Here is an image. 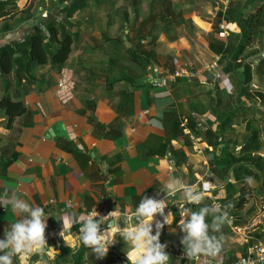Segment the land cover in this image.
<instances>
[{"label": "crops", "instance_id": "0c3cea01", "mask_svg": "<svg viewBox=\"0 0 264 264\" xmlns=\"http://www.w3.org/2000/svg\"><path fill=\"white\" fill-rule=\"evenodd\" d=\"M213 1L150 0L137 16L118 9L120 3L109 10L90 0L83 11L63 18L74 42L62 66L48 62L28 73V50L20 47L14 56L20 64L9 74L0 70V101L9 94L26 107L10 120L0 106V199L15 194L44 208L50 215L46 229L62 228L56 218L64 212L79 215L100 206L134 210L144 196L164 199L161 188L169 180L196 184L203 176L214 188L202 205L189 207L216 203L231 217L222 228V264L245 254L249 245L264 244L263 79L254 75L242 95V84L215 82L209 70L157 82L173 69L192 70L217 55L215 44L229 34L221 24L220 34L214 31ZM23 6L17 1V8L0 18V48L25 43L39 24L35 17H12ZM193 135L203 142L201 151ZM241 195L246 198L239 204ZM52 198L57 202L50 203ZM178 198L167 201L165 215L172 212L176 220L165 225L160 240L168 245L169 264H196L180 258V213L173 203ZM16 219L10 205L0 207V239ZM78 230L79 224L73 225L67 245L48 243L58 251L50 264H128L118 234L103 259L84 247L72 250Z\"/></svg>", "mask_w": 264, "mask_h": 264}, {"label": "clouds", "instance_id": "9594fccd", "mask_svg": "<svg viewBox=\"0 0 264 264\" xmlns=\"http://www.w3.org/2000/svg\"><path fill=\"white\" fill-rule=\"evenodd\" d=\"M152 124L160 126L158 121H152ZM246 179L251 183V178ZM197 180L196 184L179 179L169 180L161 188L166 194L164 199L144 196L134 210L116 207L107 215H101L96 208L79 215L64 212L56 218L62 221L59 236L67 245L66 233L73 225L79 224V235L76 234L71 243L74 251L84 247L90 249L96 259H103L118 234L125 245L123 251L128 264H169L171 256L166 251L168 245L161 243L160 237L165 225L170 226L176 220L172 212L165 215L167 201L179 194L173 203L180 213L178 227L181 232L180 244L183 245L182 257L196 264H222V260L218 259L225 242L222 228L230 225L232 219L216 203L200 206L198 210L189 207L202 205L214 188L213 183L203 176ZM9 205L19 219L4 229V238L0 239V264H33L34 256L38 257L35 264H50L58 255L57 249L48 245L45 235L50 215L45 213L44 208L30 204L15 194L0 199V207L7 209ZM227 207L230 205L224 206L225 209ZM157 214L162 220L156 219ZM102 225L107 227L101 230Z\"/></svg>", "mask_w": 264, "mask_h": 264}, {"label": "trees", "instance_id": "16d2710c", "mask_svg": "<svg viewBox=\"0 0 264 264\" xmlns=\"http://www.w3.org/2000/svg\"><path fill=\"white\" fill-rule=\"evenodd\" d=\"M17 1L19 0H0V18L14 11L17 8ZM52 1L59 7L62 18L67 19L77 12L83 11L90 0ZM133 1L136 2V0ZM223 22L227 24L236 23L239 31H230L227 40L215 44L214 50L217 55H222L221 65L224 72L227 73L229 81L235 83L234 85L242 84L241 88L238 87L242 95L249 91L254 75L260 76L264 83V52L252 51L253 44L264 39V0L256 1L254 8L247 12H244L238 0H231L225 11H219L216 14L214 23L216 33L220 34V24ZM73 42L72 33L52 15L49 22L34 26L25 39V43L15 42L0 48V70L2 73L9 74L15 64H20V59L14 57L20 47L28 50L24 55L28 62V67H26L28 73H31L30 67L45 65L48 62L54 66H62L72 52ZM262 43L264 44V41ZM135 56L140 58L139 55ZM238 72L241 73L238 75L243 78V82L237 81L239 79ZM231 76L236 79L234 82ZM0 106L6 110L10 120L26 111L24 103L20 99L18 101L13 100L9 94L4 95L0 101ZM245 198L246 196L241 195L239 204H242Z\"/></svg>", "mask_w": 264, "mask_h": 264}, {"label": "built area", "instance_id": "2783aa9c", "mask_svg": "<svg viewBox=\"0 0 264 264\" xmlns=\"http://www.w3.org/2000/svg\"><path fill=\"white\" fill-rule=\"evenodd\" d=\"M231 0H217L215 9L217 12L219 11H225L228 4ZM222 26H227V23H222ZM221 59L222 55L218 54L215 55L209 62H205L204 64L197 66L195 69L189 70L186 68H180L175 70L173 73L168 75L167 77L162 78V84H165L167 80H176L178 77H187V78H193L202 73L203 70H209L213 72V78L215 82L222 83L224 85H227L229 87V77L224 72L222 65H221ZM155 70L159 71L158 68H155ZM160 84V83H159ZM186 121V120H185ZM193 145L198 151H201L204 146L202 145L203 142L198 138L196 135H193L192 137ZM57 199L52 198L50 199V203H56ZM111 210H109L106 206H100L99 209H97V212H99L101 215H107ZM62 230L61 227H52L46 229V239L48 243L56 242L61 243L64 240L59 236V232ZM71 232V230H70ZM66 233V237L69 235V233ZM170 250V249H168ZM181 259H187L186 257H180ZM194 262V261H193ZM215 264V262H214ZM230 264H264V244L258 243V244H252L247 247V251L245 254L240 255L238 258H236L234 261H232Z\"/></svg>", "mask_w": 264, "mask_h": 264}, {"label": "rangeland", "instance_id": "374dc122", "mask_svg": "<svg viewBox=\"0 0 264 264\" xmlns=\"http://www.w3.org/2000/svg\"><path fill=\"white\" fill-rule=\"evenodd\" d=\"M149 1L150 0H147L146 3H145V5H143V6H142V4H140L139 6L136 5L135 7L132 6V3H133L132 0H93V3H98L96 6L99 7V5H100L99 3L102 2V5L104 4V7H107L109 10H112V8H114V5L115 4L120 3V8H118V9H122L123 11H127V13L129 15H130V12H128V11H131L133 15L135 14L137 16H140V15H143V12L142 11H145V12L147 11V9H148L147 7L150 4ZM238 1L241 3V5H242V7L244 9V12H247L250 9H253L254 8V5H255L256 1H258V0H238ZM19 2H20L21 5H24L23 8H22V10L25 11V13L22 14L21 13L22 10H21L19 12H15L12 17H14V16L16 17V16H19V15L21 17H27V18H34L35 17V18L38 19L39 23H42L43 24L47 20V18L49 16L54 15L55 17H57L58 19H60L61 23L65 24V25H68V21L62 18V14H60L59 7L56 6L53 3L52 0H19ZM215 3L216 2L213 1V5L210 6L211 7V10H212L211 12L214 11V7L216 6ZM138 4H139V2H138ZM197 9H198V7H197ZM214 12L216 14H218V12L216 11V9H215ZM18 13H19V15H18ZM214 20H215V18H213V21ZM222 25L223 24L221 23V27L223 28L224 31L225 30L227 31V33L229 34V36H230V31H239V29L237 27V24H234V26H226V27L225 26H222ZM141 33H142V30H140V34ZM262 41H264V39H260V41H257V42H255L253 44V47H252V49H253L252 51L253 52H256V51L263 52L264 51V44L262 43ZM174 67L175 66L172 65L171 69H173ZM174 70L175 69H173L171 71V73H173ZM238 74L241 75V73L238 72L237 73V76L238 77H239ZM231 78H233L232 79L233 82L236 80L232 76H231ZM242 80H243V78H241V76L239 77V79H237V81H239V82L240 81L243 82ZM238 86H239V83H238ZM253 89L255 91H257V93H259L256 88H253ZM237 92H239L238 87H237V89L236 88H233V94L231 96L235 97L237 95ZM246 94H248V91H247Z\"/></svg>", "mask_w": 264, "mask_h": 264}, {"label": "water", "instance_id": "95a60500", "mask_svg": "<svg viewBox=\"0 0 264 264\" xmlns=\"http://www.w3.org/2000/svg\"><path fill=\"white\" fill-rule=\"evenodd\" d=\"M161 81H162L161 78L157 80V82H161Z\"/></svg>", "mask_w": 264, "mask_h": 264}]
</instances>
